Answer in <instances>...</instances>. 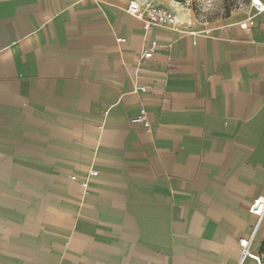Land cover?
I'll use <instances>...</instances> for the list:
<instances>
[{
    "label": "crops",
    "instance_id": "1",
    "mask_svg": "<svg viewBox=\"0 0 264 264\" xmlns=\"http://www.w3.org/2000/svg\"><path fill=\"white\" fill-rule=\"evenodd\" d=\"M128 1L0 0V264H258L264 10Z\"/></svg>",
    "mask_w": 264,
    "mask_h": 264
},
{
    "label": "built area",
    "instance_id": "2",
    "mask_svg": "<svg viewBox=\"0 0 264 264\" xmlns=\"http://www.w3.org/2000/svg\"><path fill=\"white\" fill-rule=\"evenodd\" d=\"M251 6L256 12H261L264 10V5L258 0H251ZM126 12L131 16L143 20L145 28L152 25H164L170 24L173 28L178 24L174 15L168 13L166 10L156 6L152 0H129L125 8ZM122 41V39H118ZM157 46L155 41H152L150 46L146 48L139 55V62H143L152 56L153 49ZM136 90L145 91L143 87H136ZM131 123L143 122L145 126L148 127L149 123L146 121V116L144 110H141L139 116L132 118ZM97 171L90 172V175H96ZM71 179L75 180V176H71ZM82 186L87 187L86 180L82 182ZM249 212L255 217V223L253 225L251 234L249 237H243L239 239V245L241 248V256L250 257L257 261L258 264H263L261 257L254 255L249 252V245L254 237L263 217H264V197H257L254 199L249 206Z\"/></svg>",
    "mask_w": 264,
    "mask_h": 264
},
{
    "label": "rangeland",
    "instance_id": "3",
    "mask_svg": "<svg viewBox=\"0 0 264 264\" xmlns=\"http://www.w3.org/2000/svg\"><path fill=\"white\" fill-rule=\"evenodd\" d=\"M249 0H170L187 19L201 24H214L237 9L243 8ZM264 260V253L261 255ZM264 264V261H263Z\"/></svg>",
    "mask_w": 264,
    "mask_h": 264
},
{
    "label": "trees",
    "instance_id": "4",
    "mask_svg": "<svg viewBox=\"0 0 264 264\" xmlns=\"http://www.w3.org/2000/svg\"><path fill=\"white\" fill-rule=\"evenodd\" d=\"M264 253V238L262 239L261 243H260V247H259V254H260V257L261 255ZM262 262L264 261L262 258H261Z\"/></svg>",
    "mask_w": 264,
    "mask_h": 264
}]
</instances>
